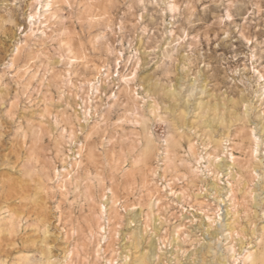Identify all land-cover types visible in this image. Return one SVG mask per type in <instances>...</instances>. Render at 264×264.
I'll use <instances>...</instances> for the list:
<instances>
[{
	"label": "rangeland",
	"instance_id": "rangeland-1",
	"mask_svg": "<svg viewBox=\"0 0 264 264\" xmlns=\"http://www.w3.org/2000/svg\"><path fill=\"white\" fill-rule=\"evenodd\" d=\"M38 1L0 0V260L264 250L262 0Z\"/></svg>",
	"mask_w": 264,
	"mask_h": 264
},
{
	"label": "snow or ice",
	"instance_id": "snow-or-ice-1",
	"mask_svg": "<svg viewBox=\"0 0 264 264\" xmlns=\"http://www.w3.org/2000/svg\"><path fill=\"white\" fill-rule=\"evenodd\" d=\"M44 7H45L44 4H39V3H38V7H34V8H33V14L28 15V17H27L28 22H29V23H32V22H34V21H37L38 18L42 19V18L40 17V9H42V8H44ZM51 7H52V5L49 3V4L47 5V8H51ZM67 7H68V8H71L72 5H71V4H68ZM172 7H173V10H174V11H179V9L176 8L175 6H172ZM204 7L207 9V8L210 7V5L207 4V3H205V4H204ZM242 7L244 8V12L242 13V18L244 19L245 24H247V22H248L247 17H250V16L252 15V13H251L250 11H248V9L251 8V9L254 10L255 7H256V5H247V6L245 7L244 5H237V4H231V3H230V4L227 5V8L229 9L227 12H225V11L223 10V7L221 8V13H222V15H221V21H222V22H223V21H228V22L232 21L233 18H234V16H233V12L231 11V9H233V8L239 9V8H242ZM261 13L264 14V0H262V4H261ZM53 19H55V17H53ZM262 24H264V18H262ZM45 28H47V25H46V24H45ZM20 31L23 32L24 29L21 28ZM236 31H237L238 34L243 35V32H242L241 29L238 28ZM30 35L35 36L36 33H35V32H30ZM183 35H184L185 37L187 36L186 33H184ZM225 37L227 38V33H225ZM178 43H179V41H178ZM248 43L251 44V40H248ZM170 58H171L170 56H169V57H166V59H170ZM60 59H63V57L61 56ZM133 75H134V74H133ZM260 79H261V81H264V75L260 76ZM189 95H190V94H189ZM12 104L15 105V104H16V101L13 100V101H12ZM5 106H6V105H5ZM6 107H7V106H6ZM246 108H247V105H245V109H246ZM8 115H9V117L11 118V109H8ZM153 115H155V112H153ZM183 115L187 116V112L183 113ZM164 143L167 144V140H165ZM81 148H83V145H81ZM77 166H78V165H77ZM262 242H264V241H262ZM0 264H8V262H7V261L0 260Z\"/></svg>",
	"mask_w": 264,
	"mask_h": 264
},
{
	"label": "bare ground",
	"instance_id": "bare-ground-1",
	"mask_svg": "<svg viewBox=\"0 0 264 264\" xmlns=\"http://www.w3.org/2000/svg\"><path fill=\"white\" fill-rule=\"evenodd\" d=\"M40 4H42V2L41 1H38ZM52 2H53V0H45V7H47V5L50 3L51 5H52ZM49 10H50V8H46L45 10H44V12L45 13H49ZM45 13H44V15H45ZM49 19V17H47V19H45V21H47ZM44 21V22H45ZM34 32V31H33ZM97 87V86H96ZM95 88V87H94ZM96 89H98V88H96ZM150 142H152L151 141V139H150ZM169 142V141H168ZM148 144V143H147ZM222 144V143H221ZM216 146V145H215ZM168 147V146H167ZM257 147V146H256ZM146 148V147H145ZM147 150H149V149H151V148H149V147H147L146 148ZM192 149V148H191ZM193 151V150H192ZM194 152V151H193ZM216 156V155H215ZM211 158V157H210ZM209 158V159H210ZM212 159V158H211ZM217 159V158H216ZM218 159H219V157H218ZM211 161V160H210ZM216 162V161H215ZM214 162V163H215ZM210 164V163H209ZM213 165V164H212ZM214 165H216V164H214ZM210 166V165H209ZM216 183V182H215ZM216 188H218L217 186H216ZM219 189V188H218ZM217 190V189H216ZM218 191V190H217ZM208 219H210L209 217H208ZM213 219H215V218H213ZM217 219V218H216ZM236 221V220H235ZM211 222V221H210ZM215 222V221H214ZM229 223V222H228ZM234 223V222H233ZM212 224V223H211ZM229 225H232V224H228L227 226H229ZM230 227V226H229ZM235 227V226H234ZM232 228V227H231ZM102 230H104V228L102 227L101 228ZM236 229V228H235ZM233 230L234 232L236 231V230ZM262 229H263V227H262ZM229 230H230V228H229ZM242 231H244L245 229H241ZM238 232V231H237ZM262 232V231H261ZM236 233V232H235ZM237 234V233H236ZM261 234H263V233H261ZM264 235V234H263ZM263 238V237H262ZM177 239H178V237L175 239L176 240V242H177ZM259 247V246H258ZM233 249V248H232ZM262 249H264V248H262ZM256 250V249H255ZM251 251L250 250V248H249V250H247L246 252H245V254L242 256V264H264V250H261V249H259V250H261L260 252L258 251ZM148 254H143V255H141L139 258H138V261H136V263L137 264H148ZM236 260V259H235ZM110 261V260H109ZM223 262V261H222ZM225 262V261H224ZM220 263H221V261H220ZM222 264H224V263H222ZM227 264V263H226Z\"/></svg>",
	"mask_w": 264,
	"mask_h": 264
}]
</instances>
